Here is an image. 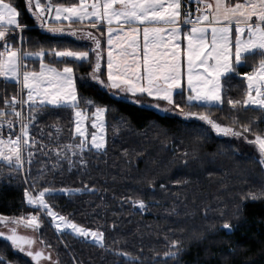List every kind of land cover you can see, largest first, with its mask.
Masks as SVG:
<instances>
[{
  "label": "trees",
  "instance_id": "trees-1",
  "mask_svg": "<svg viewBox=\"0 0 264 264\" xmlns=\"http://www.w3.org/2000/svg\"><path fill=\"white\" fill-rule=\"evenodd\" d=\"M11 2L20 12V22L26 26L25 50L37 51L41 46L80 50L91 47V41L43 31L26 7V0ZM40 2L44 5L46 0ZM52 2L71 6L79 0ZM52 61V57L45 58L46 63ZM27 63L33 65L32 69H39L38 61L28 60ZM54 66L63 67L58 63ZM71 66L78 75L90 71L88 65ZM228 87L229 96L242 98L244 83L233 80ZM78 91L96 105L109 109L106 151L86 153L87 167L69 170L67 161L56 156V149L63 150L64 145L76 143L70 132L74 127V114L64 108L39 110L31 129L37 144L32 149L28 185L23 179L27 164L24 171H13L0 162V215L29 217L35 214L26 203L24 189L28 186L33 190L30 185L36 181V191L44 186L73 190L71 194L58 192L49 201L53 210L77 225L99 229L105 236L104 247L67 232L57 236L42 218L39 238L45 246L50 245L47 248L60 264H137V261L163 264V254L169 251L171 242L177 240L183 251L178 261L170 260L168 264H264V198L243 199L249 192L264 191V167L258 158L249 151H239L229 137L200 135V122L162 113L155 106L137 100L122 96L114 99L96 84L79 87ZM17 92L14 84H5L0 79V108L4 107L5 96ZM174 103L185 106V91L174 95ZM81 107L92 114L93 110L86 108L83 101ZM211 112L214 119L228 125L235 117L242 124L264 120V113L258 110L233 112L226 104L223 110L212 109ZM54 127L62 131L57 133ZM257 130L264 132V123H260ZM77 189L80 191H74ZM139 200L145 202V209L132 203ZM238 208L242 209L239 216L236 215ZM224 221L238 226L232 234L222 230ZM121 252L133 259L119 255ZM0 256L9 264H35L2 239Z\"/></svg>",
  "mask_w": 264,
  "mask_h": 264
},
{
  "label": "snow or ice",
  "instance_id": "snow-or-ice-1",
  "mask_svg": "<svg viewBox=\"0 0 264 264\" xmlns=\"http://www.w3.org/2000/svg\"><path fill=\"white\" fill-rule=\"evenodd\" d=\"M193 3L195 12L191 7ZM26 7L43 31L76 38L83 32L92 43V47L84 50L67 46L25 50L28 41L23 34L26 26L19 20L20 12L11 0H0V79L18 88L16 94L3 98L4 107L0 108V162L13 171H24L27 164L28 170L23 176L26 185L31 174L32 149L37 144L31 129L39 110H72L74 127L70 132L76 143L64 145L63 150L56 149V156L67 161L69 170L86 168V153L106 151L104 118L109 109L96 105L78 91L79 87L88 88L92 84L102 87L117 100L121 99L117 93H122L124 98L146 95L166 101L173 105L174 114L185 121L200 122V135L242 139L254 146L259 153V164L264 166V132L257 130L264 120L242 124L235 117L228 125L214 119L211 112L212 109L223 110L226 104L233 112L254 109L264 113V0H79L71 6L54 5L52 0H46L44 5L40 0H26ZM33 8L36 11H32ZM52 13L55 21H66L68 27L51 26ZM73 24L87 27L75 29ZM102 25L107 34L106 79L101 71V37L105 33L96 35L88 30L90 27L99 32ZM114 49L117 50L115 55ZM46 57H52V63H46ZM33 58L39 62V70L29 67L27 61ZM57 63L63 67H55ZM72 64L88 65L90 71L78 75ZM233 80L245 84L241 99L228 95V86ZM185 86L186 103L181 106L174 103L173 96L174 93L182 95ZM81 101L93 110L91 127L97 131L88 132L85 121L89 116L81 107ZM154 106L165 113L172 112L160 109L159 104ZM54 131L59 133L62 129L54 127ZM30 187L33 190L26 186L24 195L35 214L29 217L0 215V224L13 225L7 234L0 231V239L9 247L31 258L35 264L41 259H51L50 254L45 256L43 251H32L35 241L19 235L16 229L23 224L38 230L42 226L40 212L50 218L57 231L70 229L74 236L90 238L104 247L102 231L69 221L49 203L58 192L71 194L73 190L44 186L36 191V181ZM262 198L264 191L249 192L243 199ZM132 203L142 210L147 207L143 200ZM241 213L242 209L238 208L236 215ZM237 227L228 221L221 225L226 234H232ZM182 251L181 242L172 241L169 251L163 254V264L178 261ZM119 255L133 259L125 252ZM0 264L9 262L0 256Z\"/></svg>",
  "mask_w": 264,
  "mask_h": 264
},
{
  "label": "rangeland",
  "instance_id": "rangeland-1",
  "mask_svg": "<svg viewBox=\"0 0 264 264\" xmlns=\"http://www.w3.org/2000/svg\"><path fill=\"white\" fill-rule=\"evenodd\" d=\"M32 11H36V9L33 8ZM50 22L56 23V26L54 25L53 27H63V28H67L68 27V22H66V21H59V22L58 21H55L54 20V13L50 14ZM62 22H64L66 25H61ZM72 27L75 28V29H81L82 28V27H80L78 25H75V24L72 25ZM78 37H79L78 39H80V41H83V42H86L88 40L84 36V33L83 32H79L78 33ZM103 40H104V42L102 44V47H103V60H102V70L101 71L104 74L103 75V78L106 79V59H107V45H106V40H107V35H106V38H104ZM90 44H91V47H92V43H90ZM116 51H117L116 49L113 50L114 55L116 54ZM185 71H186V66H185ZM183 83L186 85V79H185V81ZM113 91H115V90H113ZM177 91H179V90H177ZM184 91H185V93L187 95L186 86L184 88ZM117 94H119L120 96L124 97V94H122V93H117ZM174 95H175V93H174ZM127 98L128 99L137 100V101H139L141 103H144L146 105H151L153 107H154V105L159 104L160 109H170V110H172V112L166 113V114H168V115H176V114H174L175 110L173 108V105L168 104L166 101H157V100H154L151 97H147L146 95L145 96H137V97H127ZM173 100H174V96H173ZM159 111H161V110H159ZM161 112L162 113H165L164 111H161ZM86 113L89 116V119H87L85 121V126L87 127L88 132L89 133H92L93 131H97L96 129H93L91 127V124L93 122L92 114L89 115L88 114V111H86ZM104 120H105V124H106V114H105ZM220 137H222V136H220ZM229 138L232 139L234 141V143L238 146V150L239 151H243V150L244 151H249L251 154H253L256 158L259 159V153H258L257 149L254 146L246 143L242 139H235V138H231V137H229ZM106 139H107V134H106ZM39 215H40V219L44 218L50 224V226L53 228V230H54V232H55V234L57 236H60L62 233H66V232L71 234V230L70 229H64V230H61V231H57V229L55 228L54 224L51 222L50 218L47 217L43 212H40ZM69 221H71V220H69ZM41 222H42V220H41ZM20 233L23 236L28 237V238H31V239H33L35 241V244L32 246V249H31L32 251H34V252H36V251H43V252L51 251V249H48V248H45L44 247V244H43L42 240L39 238L38 230H32L30 228H27V229L21 230ZM71 235L74 236L73 234H71ZM74 237H76V236H74ZM76 238H78V237H76ZM80 239L93 242L90 238H80ZM51 256H52V259H51V263L50 264H52V263L54 264V258H56L55 257V254L52 252L51 253ZM29 259L31 260V258H29ZM41 264H47V263L42 262Z\"/></svg>",
  "mask_w": 264,
  "mask_h": 264
},
{
  "label": "flooded vegetation",
  "instance_id": "flooded-vegetation-1",
  "mask_svg": "<svg viewBox=\"0 0 264 264\" xmlns=\"http://www.w3.org/2000/svg\"><path fill=\"white\" fill-rule=\"evenodd\" d=\"M13 227V225H8L7 227H5L4 225L0 224V231L4 232L5 234H7L9 232V229ZM16 229H17V232L19 235L23 236L20 231L23 230V229H27L25 226H23V224L21 225H18L16 226ZM3 240V239H2ZM45 248H47L45 245H44ZM53 251H48V252H44L45 256L49 255L51 256V253ZM23 254V253H22ZM51 259H52V256H51ZM51 259H41V261L39 262V264H41L42 262H45L47 264H50L51 263ZM34 262V261H33ZM35 263V262H34ZM53 264V263H52ZM54 264H60L59 260L57 258H54Z\"/></svg>",
  "mask_w": 264,
  "mask_h": 264
},
{
  "label": "crops",
  "instance_id": "crops-1",
  "mask_svg": "<svg viewBox=\"0 0 264 264\" xmlns=\"http://www.w3.org/2000/svg\"><path fill=\"white\" fill-rule=\"evenodd\" d=\"M210 2H211V0H210ZM193 4L195 5V3H193ZM82 27H87V26H86V25H82ZM88 30L94 32L96 35H99L100 32H104L105 35L101 37L102 44H103V42H104L103 39L106 38V35H107V34H106V27H105V26L102 25V26L100 27L99 32H97L96 29H91L90 27L88 28ZM29 60H31V61H37V60H35L34 58H33V59H29ZM102 60H103V59H102ZM101 63H102V61H101ZM29 67L32 68L33 65H29ZM38 70H39V69H38ZM101 70H102V69H101Z\"/></svg>",
  "mask_w": 264,
  "mask_h": 264
},
{
  "label": "built area",
  "instance_id": "built-area-1",
  "mask_svg": "<svg viewBox=\"0 0 264 264\" xmlns=\"http://www.w3.org/2000/svg\"><path fill=\"white\" fill-rule=\"evenodd\" d=\"M191 7H192L193 12H195V7H196V6L191 5ZM16 131H18V128L16 129ZM6 135H7V131H5V136H6Z\"/></svg>",
  "mask_w": 264,
  "mask_h": 264
}]
</instances>
